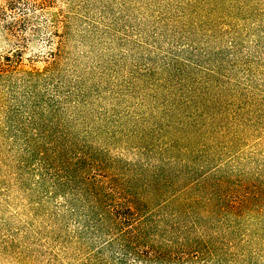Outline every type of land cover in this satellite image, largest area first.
<instances>
[{"label": "rangeland", "instance_id": "rangeland-1", "mask_svg": "<svg viewBox=\"0 0 264 264\" xmlns=\"http://www.w3.org/2000/svg\"><path fill=\"white\" fill-rule=\"evenodd\" d=\"M0 264H264V0H0Z\"/></svg>", "mask_w": 264, "mask_h": 264}]
</instances>
